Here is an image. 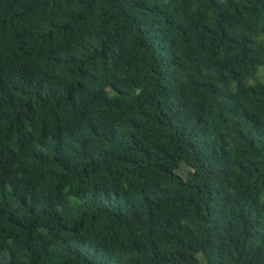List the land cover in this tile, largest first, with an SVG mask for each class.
Returning <instances> with one entry per match:
<instances>
[{"label": "trees", "instance_id": "obj_1", "mask_svg": "<svg viewBox=\"0 0 264 264\" xmlns=\"http://www.w3.org/2000/svg\"><path fill=\"white\" fill-rule=\"evenodd\" d=\"M263 198L264 0H0V264H264Z\"/></svg>", "mask_w": 264, "mask_h": 264}, {"label": "rangeland", "instance_id": "obj_2", "mask_svg": "<svg viewBox=\"0 0 264 264\" xmlns=\"http://www.w3.org/2000/svg\"><path fill=\"white\" fill-rule=\"evenodd\" d=\"M220 1H226V0H220ZM262 71H263V69H262ZM250 83H253V81H251ZM189 171H190V169H188L187 167L183 166V167L181 168L179 174H180L182 177L186 178V176H187V174L189 173ZM263 199H264V198H263Z\"/></svg>", "mask_w": 264, "mask_h": 264}]
</instances>
